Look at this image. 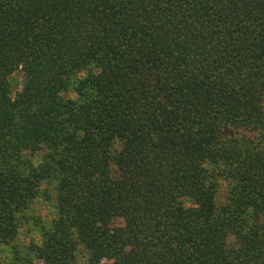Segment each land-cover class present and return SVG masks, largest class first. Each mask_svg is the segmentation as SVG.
<instances>
[{
  "label": "trees",
  "instance_id": "trees-1",
  "mask_svg": "<svg viewBox=\"0 0 264 264\" xmlns=\"http://www.w3.org/2000/svg\"><path fill=\"white\" fill-rule=\"evenodd\" d=\"M38 263L264 264V0H0V264Z\"/></svg>",
  "mask_w": 264,
  "mask_h": 264
},
{
  "label": "clouds",
  "instance_id": "clouds-1",
  "mask_svg": "<svg viewBox=\"0 0 264 264\" xmlns=\"http://www.w3.org/2000/svg\"><path fill=\"white\" fill-rule=\"evenodd\" d=\"M96 71L99 72L100 69H96ZM86 74H87L86 72H81V73H80L81 77H84ZM72 98H73V99L76 98V94H75V93H73ZM38 155H39V154H38ZM208 166H209V164L206 162V163L204 164V167H208ZM44 184L46 185V184H47V181H45ZM249 211H251V209H250ZM21 231H23V230H21Z\"/></svg>",
  "mask_w": 264,
  "mask_h": 264
},
{
  "label": "rangeland",
  "instance_id": "rangeland-1",
  "mask_svg": "<svg viewBox=\"0 0 264 264\" xmlns=\"http://www.w3.org/2000/svg\"><path fill=\"white\" fill-rule=\"evenodd\" d=\"M38 264H40V263H38Z\"/></svg>",
  "mask_w": 264,
  "mask_h": 264
}]
</instances>
